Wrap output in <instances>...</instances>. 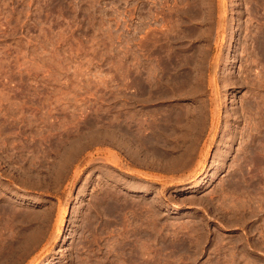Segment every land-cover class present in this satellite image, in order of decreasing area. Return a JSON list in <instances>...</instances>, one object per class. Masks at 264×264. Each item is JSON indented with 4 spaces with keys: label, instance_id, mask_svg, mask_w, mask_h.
Here are the masks:
<instances>
[{
    "label": "rangeland",
    "instance_id": "1",
    "mask_svg": "<svg viewBox=\"0 0 264 264\" xmlns=\"http://www.w3.org/2000/svg\"><path fill=\"white\" fill-rule=\"evenodd\" d=\"M258 37L264 0H0V264H264V181L231 185Z\"/></svg>",
    "mask_w": 264,
    "mask_h": 264
},
{
    "label": "bare ground",
    "instance_id": "2",
    "mask_svg": "<svg viewBox=\"0 0 264 264\" xmlns=\"http://www.w3.org/2000/svg\"><path fill=\"white\" fill-rule=\"evenodd\" d=\"M256 38V37H255ZM170 39V37H169ZM166 40V39H165ZM255 40V39H254ZM169 42V40H168ZM248 42V40H247ZM254 46H255V50L257 52V56L260 59V61H262L264 63V37H258L255 42H254ZM172 44V41H171ZM251 44V43H250ZM252 45V44H251ZM250 45V46H251ZM171 46V45H170ZM169 46V47H170ZM246 47V46H245ZM253 47V46H252ZM248 48V47H247ZM250 49V47H249ZM177 50V49H176ZM197 50V49H196ZM248 50V49H247ZM253 51V49H251ZM168 51H170V48L168 49ZM173 51V50H172ZM245 51V50H244ZM249 51V50H248ZM251 51V52H252ZM171 52V51H170ZM172 53V52H171ZM248 53V52H247ZM254 53V52H253ZM173 54V53H172ZM256 54V53H254ZM166 55V54H165ZM176 55V54H175ZM178 55V54H177ZM168 56L169 53H168ZM167 58V56H166ZM173 58H168V61L166 62V66L167 71H168V75L167 72L166 73V77L167 80H165L166 85H165V90L167 93L168 98L170 97L171 99L174 97H177L181 94V92H176V89H178L177 87H179L178 90L182 89V90H187L186 88H188L189 86L195 85L198 78L197 76L194 74V72L197 70L196 67H194L193 69H188V71H184L183 67L184 65H181L179 63H181V60L179 63H177ZM194 60V59H193ZM190 61V60H189ZM256 61V60H255ZM258 61V59H257ZM185 62V61H184ZM259 62V61H258ZM186 63V62H185ZM188 63V62H187ZM199 63V62H198ZM190 64V63H189ZM188 64V65H189ZM196 65V64H195ZM252 65V64H251ZM250 66V64H249ZM252 68V66H250ZM165 68V67H164ZM188 68H191L188 66ZM202 68V67H201ZM247 68V67H246ZM245 68V69H246ZM249 69V68H248ZM187 70V68H186ZM252 70V69H250ZM173 71L175 72V74L173 73ZM198 71V70H197ZM249 72V71H247ZM197 73V72H196ZM250 73V72H249ZM248 73V74H249ZM203 74V73H202ZM136 75V74H135ZM143 76V75H142ZM165 78V77H164ZM248 78V75L246 77V79ZM252 78V77H251ZM204 79V78H203ZM213 79V78H212ZM243 79V77H242ZM245 79V80H246ZM141 76L140 73L137 72L136 75V93L135 95H137V98L139 97V99L143 98L144 95H146V90L142 87V82H141ZM244 80V79H243ZM255 80V79H254ZM254 80H251L248 78V89L252 90V93L254 94L255 97H257L256 99H254V97L250 100L247 101L246 105L244 106L243 109V113L242 115H240L239 117H241L242 121L245 122L244 124H246L247 126L242 128V131L240 130V135L242 136L241 139V148L239 147V165L237 164V170L235 171L234 177L232 179V183L231 185L233 186V188H235V190H242L243 192H245V188L248 190V188L252 189V192L256 193L258 191H261V184L264 181V81H262L260 84H257V82H255ZM229 81V80H228ZM246 82V83H247ZM146 83V82H145ZM159 83V82H158ZM199 83V82H198ZM197 83V84H198ZM244 83V82H243ZM202 84V83H201ZM229 84V83H228ZM211 85V84H210ZM200 86V85H199ZM242 86V85H241ZM163 88V87H162ZM243 88V86H242ZM190 89V88H188ZM162 90V89H161ZM193 90V89H192ZM160 91V90H159ZM134 92V91H133ZM158 92V91H157ZM165 92V91H162ZM150 93V92H149ZM159 93V92H158ZM179 93V94H178ZM190 93V92H187ZM251 93V95H252ZM155 94V93H153ZM162 94V93H161ZM164 94V93H163ZM185 94V92H183V95ZM251 95H249L251 97ZM185 96V95H184ZM181 97V96H180ZM180 97L178 99H180ZM152 98V97H151ZM177 98L174 100H177ZM166 99V98H165ZM198 99V98H197ZM157 100V99H156ZM167 101V99H166ZM246 102V101H245ZM240 109V108H239ZM167 110V109H166ZM177 111V110H175ZM188 111V110H187ZM203 111V110H202ZM169 112V113H168ZM167 114V118H165V120L167 119V123L164 121V125L165 123L167 124V132H169L171 134V137H173V133L176 134L179 129L182 126V129L184 128L183 123H181V126L179 127V129H177L176 125L178 124L177 121L179 118L178 117H174V115L171 113L172 111H168ZM184 112V111H183ZM179 113V112H177ZM182 113V112H181ZM180 113V114H181ZM176 114V113H175ZM184 114V113H183ZM182 115V114H181ZM202 115V114H201ZM122 117V116H121ZM238 117V118H239ZM182 118V117H181ZM184 118H182V120L179 119L178 122H182ZM194 119V117H193ZM240 119V118H239ZM123 121H125V119H123ZM192 123V121H189ZM189 122L187 121V123L185 124L186 126L189 124ZM124 123V122H123ZM193 126H195L198 121L195 118L194 122H193ZM120 124V123H119ZM126 125V124H125ZM130 126V125H129ZM190 126V125H189ZM187 126V127H189ZM244 126V125H243ZM164 127V126H163ZM166 127V126H165ZM196 127V126H195ZM194 127V128H195ZM186 128V127H185ZM184 128V129H185ZM190 129L192 127H189ZM177 129L178 131L175 133L174 130ZM193 129V128H192ZM192 129L190 130L191 133L193 132ZM119 130L121 133V140H123V138L125 137L124 135L127 134V130L125 129V126L123 124H120L119 126ZM186 130V129H185ZM176 131V130H175ZM187 131V130H186ZM189 131V132H190ZM119 133V132H118ZM168 133V134H169ZM179 133V132H178ZM194 133V132H193ZM111 134V133H110ZM168 138L170 136V134L168 135ZM184 134V133H183ZM120 135V134H119ZM177 135V134H176ZM175 135V137H176ZM128 136V135H127ZM179 136V135H178ZM185 136V135H184ZM190 136V135H189ZM170 137V138H171ZM133 138V137H132ZM239 137H237V133L231 135V142H235L237 141ZM173 139V138H171ZM176 139V138H175ZM173 139V140H175ZM190 139V138H189ZM128 140V139H127ZM126 140V141H127ZM196 140V139H195ZM125 141V140H124ZM123 141V142H124ZM158 141V140H157ZM177 141V140H176ZM184 141V140H183ZM132 142V141H131ZM127 143V142H126ZM175 143V142H174ZM123 144V143H122ZM131 144V143H130ZM128 144V145H130ZM240 145V144H238ZM131 147V146H130ZM132 149V148H131ZM208 151V150H207ZM226 155V154H225ZM226 157V156H225ZM115 160V159H114ZM224 188V187H223ZM239 191V192H240ZM241 191V193H242ZM251 191V190H250ZM248 192V191H247ZM245 192V194L247 193ZM240 194V193H239ZM251 196V195H250ZM244 197V196H243ZM255 199V198H254ZM245 200V199H244ZM250 203V202H249ZM7 237V236H6ZM14 247V246H13ZM12 247V248H13ZM3 251V250H2ZM13 251V250H12ZM10 253V252H9ZM2 254V253H1ZM0 254V255H1ZM4 254V253H3ZM15 255V254H14ZM13 255V256H14ZM16 256V255H15ZM1 258V257H0ZM4 260V257H2ZM18 258V257H17ZM1 261V260H0Z\"/></svg>",
    "mask_w": 264,
    "mask_h": 264
}]
</instances>
